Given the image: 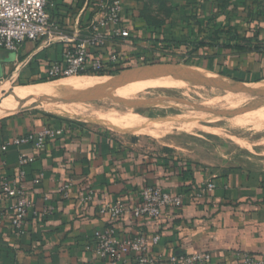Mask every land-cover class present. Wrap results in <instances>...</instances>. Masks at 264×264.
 Here are the masks:
<instances>
[{"label": "crops", "instance_id": "1", "mask_svg": "<svg viewBox=\"0 0 264 264\" xmlns=\"http://www.w3.org/2000/svg\"><path fill=\"white\" fill-rule=\"evenodd\" d=\"M88 6L86 0H50L49 10L72 31L77 20L85 27L92 19L95 10ZM124 18L131 38L115 49L131 61L153 57L158 40L203 41L208 45L191 55L197 64L188 68L239 83L264 81V0H127ZM223 25L236 28L240 39L249 38L262 48L245 51L214 45L212 34ZM254 28H258L256 36L249 32ZM41 45L26 42L18 54L0 49V80L47 78L50 64L62 58L64 46ZM204 61L205 69L200 64ZM25 111L29 110L0 120V186L18 172L20 155L32 158L27 191L34 208L26 235L19 237L11 224V202H0V264H99L87 246L97 230L113 224L120 236L139 230L159 234V244L151 248L162 261L172 254L198 252L211 253L216 264H234L237 254L264 256V170L237 167L217 175L191 161L145 156L102 127L51 125ZM48 126L63 134L50 138L44 149L12 144L15 138ZM8 143L7 151H2ZM40 173L44 179L36 185L33 181ZM68 181L73 186L65 198L58 190ZM210 183L217 188L198 197L200 187ZM149 186L183 194L184 207L138 223L130 215L114 223L101 213L107 203H134ZM90 191L95 193L94 201L82 206V197ZM120 264L133 263L127 259Z\"/></svg>", "mask_w": 264, "mask_h": 264}, {"label": "rangeland", "instance_id": "2", "mask_svg": "<svg viewBox=\"0 0 264 264\" xmlns=\"http://www.w3.org/2000/svg\"><path fill=\"white\" fill-rule=\"evenodd\" d=\"M158 55L136 59L137 65L125 75L121 74L127 70L48 82L0 80V92L14 88L1 105L27 102L33 95L39 100L24 110L36 108L25 112L51 125L102 127L145 156L191 161L217 175L237 167L264 170V81L238 85L211 71L188 68L197 64L189 55ZM204 63L200 64L205 69ZM159 64L182 68L161 73L160 67H153ZM29 87L34 89L23 92Z\"/></svg>", "mask_w": 264, "mask_h": 264}, {"label": "built area", "instance_id": "3", "mask_svg": "<svg viewBox=\"0 0 264 264\" xmlns=\"http://www.w3.org/2000/svg\"><path fill=\"white\" fill-rule=\"evenodd\" d=\"M127 0H86L95 10L87 26L77 20L75 28L68 31L55 20L49 10L50 0H0V49L18 54L26 42H40L44 47L62 44V58L50 64L47 78L61 80L68 77L90 75L93 73H110L115 67H122V55L115 48L131 38L130 25L124 18V5ZM125 58L129 60L126 56ZM131 61V60H129ZM63 134V130L45 127L38 133H29L13 140V145H34L44 149L50 138ZM10 143L2 146L6 152ZM32 158L20 155L18 172L12 178H5L0 186V202H11V224L15 233L26 235L29 226V213L34 208L27 191L28 167ZM44 173L34 178L39 185ZM72 182L61 184L59 192L68 198ZM214 183L200 187L198 197L213 192ZM95 193L90 191L81 199L82 206L93 202ZM184 195L171 193L159 187L149 186L141 190L139 199L134 203L120 200L102 206L101 213L107 215L114 223L127 215L134 223L158 220L167 210H180L184 207ZM49 212V211H47ZM46 212V213H47ZM115 225L97 230L87 250L92 252L99 264H120L131 259L133 264H216L209 252L191 255L172 254L167 261L153 254L151 244H159V234L149 235L144 230L120 236ZM234 264H264V256L237 254Z\"/></svg>", "mask_w": 264, "mask_h": 264}, {"label": "trees", "instance_id": "4", "mask_svg": "<svg viewBox=\"0 0 264 264\" xmlns=\"http://www.w3.org/2000/svg\"><path fill=\"white\" fill-rule=\"evenodd\" d=\"M237 32H238V30L236 28H233V27H227L226 28L225 25L217 27L216 30L212 34V40L215 41L214 45H216L218 47H222V48H234V49L245 50V51L246 50L247 51L253 50L252 48H254L256 50L262 48L263 45H261V43L253 44L251 42V39H249V38L240 39ZM249 32L250 33L252 32V34H255L254 36H256L258 34V28L250 29ZM224 38H226V39H224ZM234 40L236 41V44H232V42ZM156 42H157V46H156L157 54H159L161 58L172 57L174 54H176V52H178L179 54H184L186 56L189 55L191 58V55L194 52H197L200 47L208 45V43L203 42V41L190 44V43L181 41L180 39L175 40V39H170V38L158 40ZM240 42H242V43H240ZM190 47H192L193 49H189ZM115 50H116L115 52H118L120 54V51L118 49H115ZM155 55H156V53L154 54V56L152 58H155ZM120 56H121V59L123 61L122 67L117 66L110 73H97V74L93 73L91 75H93V76H106V75L110 76L113 74H121V72H123L124 70L133 69L134 65H137L135 63L136 59L129 61L125 58V55H120ZM139 58H144V57L141 56ZM222 74H226V73L224 71H222ZM44 81L48 82L51 80L46 79Z\"/></svg>", "mask_w": 264, "mask_h": 264}, {"label": "bare ground", "instance_id": "5", "mask_svg": "<svg viewBox=\"0 0 264 264\" xmlns=\"http://www.w3.org/2000/svg\"><path fill=\"white\" fill-rule=\"evenodd\" d=\"M199 70V69H198ZM112 78V77H111ZM104 79H107V80H105V81H109L110 80V78L109 77H105ZM88 81V80H87ZM83 84V82L82 81H77L76 82V84ZM85 83V82H84ZM106 83H108V84H111V82H106ZM71 85H73V84H71ZM103 86L104 87H107V84H103ZM72 88H74V86H72ZM77 88V87H76ZM75 88V89H76ZM11 88L10 87H8V88H6V89H4L2 92H7V91H9ZM20 89V88H19ZM34 89V87H29V88H27V89H25V88H23V92H30V90H33ZM104 89V88H103ZM1 93V92H0ZM33 97V98H32ZM30 98H32V99H30ZM30 99V100H29ZM26 100H29V101H27V102H25V101H12V102H8L7 104H5V105H1L0 106V120L1 119H4V118H6V117H8V116H10L12 113H13V115L15 114V113H17V112H19V111H21V110H23L24 111V108L26 107V106H28L29 104H32V105H36V101H38L39 100V97H34L33 95H31L30 97H28ZM13 104V105H12ZM32 108H36V107H32ZM32 108H30V109H32ZM30 109H25V110H30Z\"/></svg>", "mask_w": 264, "mask_h": 264}, {"label": "water", "instance_id": "6", "mask_svg": "<svg viewBox=\"0 0 264 264\" xmlns=\"http://www.w3.org/2000/svg\"><path fill=\"white\" fill-rule=\"evenodd\" d=\"M178 66L180 67V65L159 64V65H156V66H153V67H154L155 69H156V67H160V68L162 69V72H161V73H171V72L179 71V70H176V67H178ZM180 68H182V67H180ZM190 69H192V68H190ZM131 70H133V69H129V70L123 72L121 75H125L126 72H131ZM232 81H233V80H232ZM234 82H235L236 84H238V85H243V84H245V83H239V82H236V81H234ZM13 90H14V88H13V89H10V90L7 91V92H1V93H0V105L2 104V99H3L4 97L10 95V94L12 93Z\"/></svg>", "mask_w": 264, "mask_h": 264}]
</instances>
